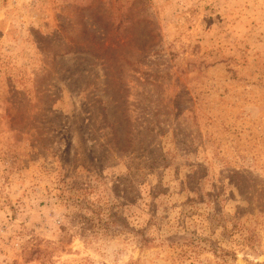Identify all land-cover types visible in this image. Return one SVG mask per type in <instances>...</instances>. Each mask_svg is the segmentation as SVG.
Returning <instances> with one entry per match:
<instances>
[{"label":"rangeland","instance_id":"1","mask_svg":"<svg viewBox=\"0 0 264 264\" xmlns=\"http://www.w3.org/2000/svg\"><path fill=\"white\" fill-rule=\"evenodd\" d=\"M0 264H264V0H0Z\"/></svg>","mask_w":264,"mask_h":264}]
</instances>
